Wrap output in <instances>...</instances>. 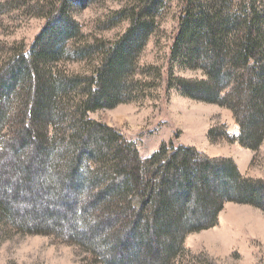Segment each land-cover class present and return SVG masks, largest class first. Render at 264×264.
Segmentation results:
<instances>
[{"label":"trees","instance_id":"obj_1","mask_svg":"<svg viewBox=\"0 0 264 264\" xmlns=\"http://www.w3.org/2000/svg\"><path fill=\"white\" fill-rule=\"evenodd\" d=\"M83 1L37 0L42 31L30 49L0 60V222L78 244L89 253L86 264H183L187 235L218 225L227 202L264 210V178L243 174L232 157L173 139L144 157L136 142L92 119L91 111L151 89L136 77L137 58L160 0H136L123 33L91 41L70 12ZM171 58L202 75L170 71L167 92L234 113L239 134L211 127L210 140L224 136L257 150L264 142V10L184 0ZM61 60L87 66L69 70Z\"/></svg>","mask_w":264,"mask_h":264},{"label":"rangeland","instance_id":"obj_2","mask_svg":"<svg viewBox=\"0 0 264 264\" xmlns=\"http://www.w3.org/2000/svg\"><path fill=\"white\" fill-rule=\"evenodd\" d=\"M135 2L84 0L72 5L70 12L82 25L84 39L113 40L128 27L126 16ZM220 2L232 11H245L253 5L264 10V0ZM183 4L184 0H160L152 10L156 23L137 58L136 74L137 78L150 81L147 95L139 97L135 92L133 100L91 111L89 115L136 142L144 157L157 150L163 141L173 139L176 143L194 144L211 156H233L243 174L264 178V142L252 150L224 136L213 141L208 136L211 127L222 132V125H226L231 135L234 130L240 132L231 109L190 98L175 88L167 92L170 71L185 77L202 75L201 69L186 68L171 58ZM118 10L122 12L117 14ZM42 12L37 0H0V60L30 49L46 22ZM121 19L124 20L118 22ZM59 63L69 70L87 66L69 60ZM185 246L189 253L180 258L183 264H264V210L227 202L219 214L218 225L189 233ZM88 260V251L78 244L53 234L19 232L0 222V264H86Z\"/></svg>","mask_w":264,"mask_h":264},{"label":"crops","instance_id":"obj_3","mask_svg":"<svg viewBox=\"0 0 264 264\" xmlns=\"http://www.w3.org/2000/svg\"><path fill=\"white\" fill-rule=\"evenodd\" d=\"M239 133V130L238 131H236V130H234V131H232V135H237ZM178 144H181V142H179ZM189 145V144H188ZM192 145H194V144H192ZM195 146V145H194ZM199 149V148H198ZM243 150L244 151H247L248 149H245V148H243ZM201 151H203V150H201ZM210 155V154H209ZM231 157H233V156H231ZM234 158V157H233ZM213 228V227H212Z\"/></svg>","mask_w":264,"mask_h":264},{"label":"bare ground","instance_id":"obj_4","mask_svg":"<svg viewBox=\"0 0 264 264\" xmlns=\"http://www.w3.org/2000/svg\"><path fill=\"white\" fill-rule=\"evenodd\" d=\"M238 216V215H237ZM240 216V215H239ZM238 219V218H237Z\"/></svg>","mask_w":264,"mask_h":264}]
</instances>
